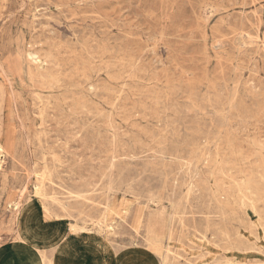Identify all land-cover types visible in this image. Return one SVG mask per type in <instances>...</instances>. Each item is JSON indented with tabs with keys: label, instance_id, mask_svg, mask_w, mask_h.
<instances>
[{
	"label": "rangeland",
	"instance_id": "1",
	"mask_svg": "<svg viewBox=\"0 0 264 264\" xmlns=\"http://www.w3.org/2000/svg\"><path fill=\"white\" fill-rule=\"evenodd\" d=\"M263 69L264 0H0V264H264Z\"/></svg>",
	"mask_w": 264,
	"mask_h": 264
},
{
	"label": "bare ground",
	"instance_id": "2",
	"mask_svg": "<svg viewBox=\"0 0 264 264\" xmlns=\"http://www.w3.org/2000/svg\"><path fill=\"white\" fill-rule=\"evenodd\" d=\"M212 6V5H211ZM216 10V9H215ZM207 14V13H206ZM211 15V14H210ZM228 15V14H227ZM201 18V17H200ZM221 19V18H220ZM224 20V19H223ZM227 20V19H226ZM219 25V24H218ZM221 25V24H220ZM213 27H215L214 25H213ZM216 28V27H215ZM218 28V27H217ZM209 29V28H208ZM256 29V28H255ZM214 30H216V29H214ZM213 30V31H214ZM218 30V29H217ZM217 32V31H216ZM218 33V32H217ZM222 35V34H221ZM255 35V34H254ZM253 36V35H252ZM252 38V37H251ZM227 41V40H226ZM230 49V48H229ZM249 50V49H248ZM247 50V51H248ZM250 52V51H249ZM204 53V52H203ZM263 59V58H262ZM236 62V61H235ZM244 62H245V60H244ZM241 66V65H240ZM264 70V69H263ZM258 78V77H257ZM252 79V78H251ZM247 82V81H246ZM260 82V81H259ZM262 82V81H261ZM175 86V85H174ZM179 86V85H178ZM177 86V87H178ZM262 86H263V84H262ZM255 87V86H254ZM260 88V87H259ZM177 89V88H176ZM186 89V88H185ZM178 90H180V88L178 89ZM250 90V89H249ZM263 90V89H262ZM177 91V90H176ZM258 91V90H257ZM261 91V90H260ZM185 92V91H184ZM252 92V91H251ZM255 92V91H254ZM185 93H187V92H185ZM212 93V92H211ZM253 93V92H252ZM251 93V94H252ZM262 93V92H261ZM214 94V93H213ZM158 95V94H157ZM247 95V94H246ZM262 94H260V96H261ZM175 96V95H174ZM251 96V95H250ZM259 96V97H260ZM179 98V97H178ZM258 98V97H257ZM247 99H249L248 97H247ZM187 102V101H186ZM216 102V101H215ZM259 102V101H258ZM257 102V103H258ZM262 102V101H261ZM188 103V102H187ZM214 103V102H213ZM186 104V103H185ZM189 104V103H188ZM219 104H222V103H219ZM255 104V103H254ZM169 105V104H168ZM173 105V104H172ZM217 105V104H216ZM247 105V104H246ZM260 105V104H259ZM178 107V106H177ZM176 107V108H177ZM185 107V106H184ZM186 107H188V106H186ZM185 107V108H186ZM201 107V106H200ZM214 107V106H213ZM220 107V106H219ZM244 107V106H243ZM174 108V107H173ZM179 108V107H178ZM227 108V107H226ZM245 108V107H244ZM249 108H251V107H249ZM254 108H255V106H254ZM257 108V107H256ZM255 108V109H256ZM181 109V108H180ZM183 109V108H182ZM188 109V108H187ZM214 109H216L215 107H214ZM230 109V108H229ZM248 109V108H247ZM223 110V109H222ZM236 110V109H235ZM214 111V110H213ZM217 111V110H216ZM229 111V110H228ZM264 111V110H263ZM109 112V111H108ZM187 112V111H186ZM218 112V111H217ZM224 112H226V111H223V113ZM231 112V111H230ZM215 113V112H214ZM232 113H233V110H232ZM237 113V112H236ZM243 113V112H242ZM257 113V112H256ZM186 114V113H185ZM258 114V113H257ZM214 115V114H213ZM238 115V114H237ZM237 115H235V116H237ZM208 116V115H207ZM215 116V115H214ZM259 116V115H258ZM263 116V115H262ZM199 117V116H198ZM216 117V116H215ZM214 117V118H215ZM219 117V116H218ZM225 117V116H224ZM231 117V116H230ZM252 117V116H251ZM260 117V116H259ZM233 118V117H232ZM238 118V117H237ZM250 118V117H249ZM187 119V118H186ZM189 119H190V117H189ZM191 119H192V117H191ZM197 119V118H196ZM210 119V118H209ZM238 119H240V118H238ZM262 119V118H261ZM185 120V119H184ZM228 120V119H227ZM226 120V121H227ZM248 120H250V119H248ZM247 120V121H248ZM263 120V119H262ZM189 121V120H188ZM210 121V120H209ZM234 121V120H233ZM246 121V120H245ZM191 122V121H190ZM197 121H195V123H196ZM202 122V121H201ZM206 122V121H205ZM214 122V121H213ZM219 122H220V120H219ZM222 122H223V120H222ZM241 122V121H240ZM191 123H193V122H191ZM235 123V122H234ZM264 123V122H263ZM7 124V123H6ZM194 124V123H193ZM224 124V123H223ZM239 124V123H238ZM242 124V123H241ZM256 124V123H255ZM254 124V125H255ZM201 125L203 126V124L201 123ZM232 125V124H231ZM244 125V124H243ZM242 125V126H243ZM199 126V125H198ZM229 126V125H228ZM239 127H240V125H239ZM244 127H245V125H244ZM205 128V127H204ZM226 128V127H225ZM238 128V127H237ZM236 128V129H237ZM259 128V127H258ZM189 129V128H188ZM196 130H197V128H195ZM199 129V128H198ZM207 129H209V128H207ZM227 129V128H226ZM229 129V128H228ZM260 129V128H259ZM204 131V130H203ZM199 132V131H198ZM231 132V131H230ZM233 132H235V130L233 131ZM263 132V131H262ZM44 133V132H43ZM223 133V132H222ZM202 134V133H201ZM215 134V133H214ZM224 134H226V133H224ZM228 135H229V133H227ZM234 134V133H233ZM243 134V133H242ZM220 135V134H219ZM201 136V135H200ZM205 136V135H204ZM239 136V135H238ZM247 136V135H246ZM195 137V136H194ZM197 137V136H196ZM206 137V136H205ZM222 137H224V136H222ZM216 138H218V137H216ZM216 138H214V139H216ZM226 138H227V136H226ZM229 138V137H228ZM234 138V137H233ZM202 139H203V137H202ZM235 139H237V137L235 138ZM189 140V139H188ZM192 140V139H191ZM198 140V139H197ZM163 141V140H162ZM190 141V140H189ZM195 141V140H194ZM199 142H200V140H198ZM225 141V140H224ZM224 141H222V142H224ZM238 141V140H237ZM197 142V141H196ZM233 142V141H232ZM251 142H253V140L251 141ZM201 143V142H200ZM219 143V142H218ZM234 143V142H233ZM232 143V144H233ZM220 144V143H219ZM254 144V143H253ZM264 144V143H263ZM227 145V144H226ZM229 145H230V143H229ZM190 146V145H189ZM188 146V147H189ZM213 146V145H212ZM256 146V145H255ZM262 146V145H261ZM207 147V146H206ZM215 147V146H214ZM230 147V146H229ZM196 148V147H195ZM198 148H199V146H198ZM201 148V147H200ZM205 148V147H204ZM216 149H217V147H215ZM257 148H259V147H257ZM261 148V147H260ZM202 149V148H201ZM228 149V148H227ZM230 149V148H229ZM246 149V148H245ZM207 150V149H206ZM210 150V149H209ZM261 150H263L262 148H261ZM189 151V150H188ZM231 151H233V150H231ZM258 152V151H257ZM166 153V152H165ZM199 153V152H198ZM218 153V152H217ZM215 154V153H214ZM246 154V153H245ZM258 155H260V152H258L257 153ZM216 155V154H215ZM256 155V154H255ZM258 155H256V156H258ZM261 155H262V153H261ZM157 156V155H156ZM198 156V155H197ZM201 156V155H200ZM202 156H204V155H202ZM239 156H240V154H239ZM45 157V156H44ZM199 157V156H198ZM217 157V156H216ZM254 157V156H253ZM215 158V157H214ZM256 158V157H255ZM233 159V158H232ZM252 159H254V158H252ZM261 159H263V158H261ZM260 159V160H261ZM195 160V159H194ZM197 160V159H196ZM203 160V159H202ZM201 160V161H202ZM216 160V159H215ZM215 160H213V161H215ZM161 161V160H160ZM209 161V160H208ZM262 161H264V160H262ZM261 161V162H262ZM194 162V161H193ZM215 163H216V161H215ZM236 163V162H235ZM243 163V162H242ZM245 163V162H244ZM260 163V162H259ZM206 164V163H205ZM163 165V164H162ZM196 165H197V163H196ZM195 165V166H196ZM210 166H212L211 164H210ZM215 166V165H214ZM260 166H263V168H264V164H262V165H260ZM108 167V166H107ZM191 167H193V166H191ZM204 167V166H203ZM205 167H208V166H205ZM238 167V166H237ZM255 167H258V165H256L255 164ZM130 168V167H129ZM149 168V167H148ZM215 167H213V169H214ZM239 168H240V166H239ZM250 168H252V167H250ZM249 168V169H250ZM205 169V168H204ZM221 169V168H220ZM232 169V168H231ZM236 169V168H235ZM162 170V169H161ZM187 170V169H186ZM192 170H194L193 168H192ZM195 170H197V169H195ZM252 170V169H251ZM254 170V169H253ZM257 170V169H256ZM261 171V170H260ZM221 172H222V169H221ZM232 172V171H231ZM239 172H240V170H239ZM218 173H220V172H218ZM262 173V172H261ZM199 174V173H198ZM223 174V173H222ZM221 174V175H222ZM230 174V173H229ZM220 175V176H221ZM238 175V174H237ZM246 179H244L242 182H240L241 184H244V185H248V186H251V187H256V186H258V184H259V182L261 181V180H263V178L264 177H262V175L259 173V170L257 171V174H255L254 175V173L253 174H251L250 173V175L249 176H247V177H245ZM226 179H227V177H226ZM228 180V179H227ZM133 181V180H132ZM223 181V180H222ZM264 181V180H263ZM214 183H215V181H213ZM234 182V181H233ZM161 183V182H160ZM228 183V182H227ZM230 183V182H229ZM235 183V182H234ZM213 184V183H212ZM261 184V183H260ZM260 184H259V186H260ZM217 185V184H216ZM41 186V185H40ZM121 186V185H120ZM163 186V185H162ZM248 186H247V189H248ZM191 187V186H190ZM138 188V187H137ZM189 189V188H188ZM192 189V188H191ZM246 189V190H247ZM251 189V188H250ZM105 190V189H104ZM119 190V189H118ZM164 190V189H163ZM142 191V190H141ZM161 191V190H160ZM189 191H190V189H189ZM140 192V191H139ZM159 192V191H158ZM40 193V192H39ZM72 193V192H71ZM98 193V192H97ZM74 194V193H73ZM159 194V193H158ZM178 194V193H177ZM191 194V193H190ZM89 195V194H88ZM157 196V195H156ZM163 196V195H162ZM176 196V195H175ZM183 197V196H182ZM156 198V197H155ZM188 198V197H187ZM161 199V198H160ZM182 199V198H181ZM148 200V199H147ZM169 200V199H168ZM187 200V199H186ZM204 200V199H203ZM227 200V199H226ZM29 201V200H28ZM164 201V200H163ZM60 202V201H59ZM251 202V201H250ZM178 203V202H177ZM251 204H252V202H251ZM178 205V204H177ZM175 208V207H174ZM240 208V207H239ZM176 209V208H175ZM171 210H172V208H171ZM224 210V209H223ZM140 211V210H139ZM181 211V209L179 210V212ZM208 211V210H207ZM141 212V211H140ZM163 212V211H162ZM138 214H140V213H138ZM142 214V213H141ZM174 214V213H173ZM184 214V213H183ZM158 215V214H157ZM162 215V214H161ZM175 216V215H174ZM174 216H172V217H174ZM137 217V216H136ZM138 218V217H137ZM136 218V219H137ZM140 218V217H139ZM171 220V219H170ZM140 221H141V219H140ZM153 221V220H152ZM151 221V222H152ZM171 221H173V220H171ZM180 221V220H179ZM136 224V223H135ZM134 224V225H135ZM149 224V223H148ZM151 224V223H150ZM152 224H153V222H152ZM147 226V225H146ZM153 226V225H152ZM182 226V225H181ZM208 226V225H207ZM187 227V226H186ZM70 228V227H69ZM72 228V227H71ZM77 227H75V229H76ZM79 228V227H78ZM82 229V228H81ZM169 229H170V227H169ZM225 229V228H224ZM42 230V229H41ZM72 230V229H71ZM71 230H70V232H71ZM78 230V229H77ZM83 230V229H82ZM86 230V229H85ZM208 230V229H207ZM81 231V230H80ZM221 231V230H220ZM175 232V231H174ZM207 232V231H206ZM218 232V231H217ZM74 233H76V232H74ZM215 233V232H214ZM225 233H227V232H225ZM223 234V233H222ZM236 234V233H235ZM149 235V234H148ZM19 237V236H18ZM150 240V239H149ZM20 241H22V240H20ZM147 241H148V239H147ZM214 242V241H213ZM236 242V241H235ZM148 243V242H147ZM111 245V244H110ZM134 245V244H133ZM142 245V244H141ZM115 246H117V245H115ZM115 246H113V247H115ZM132 246V245H131ZM144 246V245H143ZM168 248H169V246H167ZM237 247V246H236ZM112 248V247H111ZM120 248V247H119ZM126 248V247H125ZM127 248H129V247H127ZM114 249V248H113ZM116 249H118L117 247H116ZM121 249H122V246H121ZM120 250V249H119ZM44 251V250H43ZM42 253V252H41ZM45 254H46V252H44ZM117 254V253H116ZM46 256V255H45ZM40 257H42V256H40ZM165 257V256H164ZM47 258V257H46ZM160 258V257H159ZM166 258V257H165ZM161 259V258H160ZM225 259V258H224ZM49 261V260H48ZM45 262H46V264H47V261H45V259H44V261H41L39 264H45ZM50 262V261H49ZM215 262V261H214ZM218 262V261H217ZM51 264V263H50Z\"/></svg>",
	"mask_w": 264,
	"mask_h": 264
},
{
	"label": "crops",
	"instance_id": "3",
	"mask_svg": "<svg viewBox=\"0 0 264 264\" xmlns=\"http://www.w3.org/2000/svg\"><path fill=\"white\" fill-rule=\"evenodd\" d=\"M13 242L15 241V238L11 241L8 242H4L2 244H0L1 246L4 245H11ZM75 243V241H69L68 244L70 243ZM76 244L78 245V243L76 242ZM27 247H24L22 249H17L16 253H15V257L14 255H11L7 260H6V264H27L28 261V256L31 255L32 250L30 249V247H28V245H26ZM14 252V251H13Z\"/></svg>",
	"mask_w": 264,
	"mask_h": 264
}]
</instances>
